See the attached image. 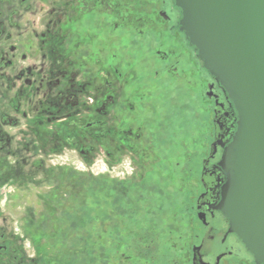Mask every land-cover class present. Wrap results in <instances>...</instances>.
Wrapping results in <instances>:
<instances>
[{
  "label": "flooded vegetation",
  "instance_id": "obj_1",
  "mask_svg": "<svg viewBox=\"0 0 264 264\" xmlns=\"http://www.w3.org/2000/svg\"><path fill=\"white\" fill-rule=\"evenodd\" d=\"M181 19L176 0H0V182H34L17 225L42 264H59L49 255L79 229L78 190L46 168L65 150L108 175L153 166L141 180L161 181L153 194L169 207L163 264H259L220 209L238 112ZM49 176L59 181L50 188ZM107 192L89 194L90 227L116 245V260L143 264L144 218ZM12 225L0 219V264H23ZM116 227L123 238L112 242Z\"/></svg>",
  "mask_w": 264,
  "mask_h": 264
},
{
  "label": "water",
  "instance_id": "obj_2",
  "mask_svg": "<svg viewBox=\"0 0 264 264\" xmlns=\"http://www.w3.org/2000/svg\"><path fill=\"white\" fill-rule=\"evenodd\" d=\"M181 29L238 112L220 209L264 264V0H176Z\"/></svg>",
  "mask_w": 264,
  "mask_h": 264
},
{
  "label": "rangeland",
  "instance_id": "obj_3",
  "mask_svg": "<svg viewBox=\"0 0 264 264\" xmlns=\"http://www.w3.org/2000/svg\"><path fill=\"white\" fill-rule=\"evenodd\" d=\"M195 162L185 166L184 172H188V168L193 166ZM123 167H126L128 171L123 172ZM152 167L143 170L137 164L132 163L130 165L128 162L127 164H121L119 171L115 167L111 175H108L103 163L87 164L71 150H65L54 161H48L46 165L48 173L57 174L59 179H70L67 182H73L74 186L69 188L78 190L80 195L77 205L75 203L72 204V210L75 207L78 210H76L78 212L76 224H78L79 229L74 234L76 239L72 240V231L68 235L64 232L62 248L61 250L59 248L61 253L55 249L53 251L54 254L49 255V258L59 264H132L131 261L116 260L114 258L116 245L114 243L109 245L103 242V239L98 243L99 239L103 238V235L96 233L93 228L101 231L102 229L96 226L99 225L98 223L91 227L89 224L95 211L89 201V194H95L94 198L96 200L99 195H101V199H104V195L108 194L109 192L107 191L110 190L111 199H117L118 204L120 199L125 198L129 218L135 219L139 215L144 218V227H148L149 235L142 246L143 264H163L164 260L160 259V257L163 255L164 250L166 252L167 248V240L164 239L163 231L164 229L166 230V221L168 219L166 213L169 207L164 205L161 207L162 200L165 198H155L153 194V190L159 189L158 185L161 181L154 180L153 184H151L141 180L147 176ZM132 171L134 173H131ZM193 179V183L196 184V178L193 177ZM57 182L59 181L56 178L49 176L43 184L50 188ZM33 185L34 182L24 179L0 182V208L2 211L0 219L5 217L10 222H14L10 230L12 229L18 234L17 236H20L19 240L24 241L26 249L23 254V260H21L23 264H42L43 262V256L37 255L38 251H36L35 244L29 240V236L25 235L24 230L17 225V221H20V224L24 221V205L28 203L29 193L36 191L34 190L36 187ZM6 198H8V201L2 202ZM71 198L72 196L70 195ZM72 210L68 211L69 216H72V214L77 215ZM62 212L60 214L64 215V211ZM118 216H120V213H118ZM9 224L11 225V223ZM153 226H157L159 230L157 235L151 231ZM112 231V242H115L116 239L122 240L123 227H116ZM76 240L77 242L73 244L72 241L75 242ZM109 248H111V255L108 253ZM117 257L119 258V256Z\"/></svg>",
  "mask_w": 264,
  "mask_h": 264
}]
</instances>
